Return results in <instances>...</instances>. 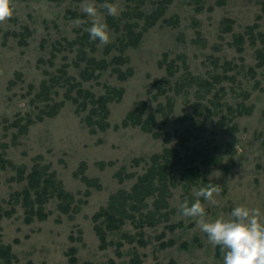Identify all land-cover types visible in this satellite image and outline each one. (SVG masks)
I'll use <instances>...</instances> for the list:
<instances>
[{
	"label": "rangeland",
	"instance_id": "374dc122",
	"mask_svg": "<svg viewBox=\"0 0 264 264\" xmlns=\"http://www.w3.org/2000/svg\"><path fill=\"white\" fill-rule=\"evenodd\" d=\"M115 2L107 43L83 0L0 22V264H222L179 203L264 207V0ZM34 167L72 199L25 201Z\"/></svg>",
	"mask_w": 264,
	"mask_h": 264
},
{
	"label": "clouds",
	"instance_id": "9594fccd",
	"mask_svg": "<svg viewBox=\"0 0 264 264\" xmlns=\"http://www.w3.org/2000/svg\"><path fill=\"white\" fill-rule=\"evenodd\" d=\"M103 7L109 15L118 14L115 0H103ZM83 11L92 19L87 27L89 39L107 43L110 28L99 12L96 0H83ZM13 0H0V22L12 16ZM80 19L77 23H81ZM220 189L214 184H202L194 191L197 199L185 197L178 205L182 216L192 217L200 229L207 233L208 240L221 248L222 264H264V207L237 203L227 215L210 217L199 197L215 201V193Z\"/></svg>",
	"mask_w": 264,
	"mask_h": 264
},
{
	"label": "trees",
	"instance_id": "16d2710c",
	"mask_svg": "<svg viewBox=\"0 0 264 264\" xmlns=\"http://www.w3.org/2000/svg\"><path fill=\"white\" fill-rule=\"evenodd\" d=\"M110 19H111V17H107V20H108L107 22L110 23V24L108 23L109 27H112V25H113L115 27V29L117 30L118 24H113L110 21ZM82 36L84 39L87 38V41H88L89 34L87 32H85ZM135 39L137 40L138 38H135ZM79 40L82 41V38H80ZM97 41H98V39H97ZM135 41H133V43ZM92 43L93 42H91V44ZM107 99L108 98H102L101 99V106H102L103 110H105V103H106ZM101 128H102V124H101ZM143 181L144 180L142 177L139 178V181H138L139 184H137L135 186V193H137L138 189L140 190V186L143 185L142 184ZM55 190H58V191L56 192ZM32 191H33V194L35 195V200H36L35 202H37L39 204L42 203L43 201H45V199H47L44 197H47V196L52 197V196H54V194H56L58 197H60L62 199H63V197H69L70 200L72 199L71 194L65 193L61 189L59 190L57 188V186L55 185L53 174H48L47 177H45L37 167H34L32 172L28 174V186L21 192V194L23 195V199L25 201L30 200V197L32 195ZM138 194L140 195V193H138ZM109 208L114 210L115 208H117V206L114 203V204H111L109 206ZM64 209H66V208H64ZM27 211H28L27 212L28 218H30L35 213L34 210L32 209V206H30ZM115 215L116 214H112L110 212H107V214H106L107 219H108L107 221H109V223L113 225L110 227V224H109L108 225L109 228L117 227L115 221L123 223V218L121 216H118V215H117L118 218H115Z\"/></svg>",
	"mask_w": 264,
	"mask_h": 264
}]
</instances>
